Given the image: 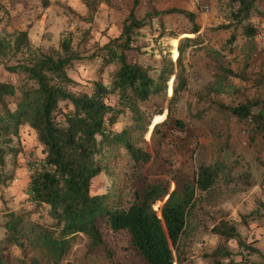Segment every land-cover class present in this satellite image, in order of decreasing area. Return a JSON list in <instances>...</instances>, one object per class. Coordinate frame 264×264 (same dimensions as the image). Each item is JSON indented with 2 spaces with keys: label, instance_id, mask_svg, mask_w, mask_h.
Listing matches in <instances>:
<instances>
[{
  "label": "rangeland",
  "instance_id": "374dc122",
  "mask_svg": "<svg viewBox=\"0 0 264 264\" xmlns=\"http://www.w3.org/2000/svg\"><path fill=\"white\" fill-rule=\"evenodd\" d=\"M98 8L91 22L85 19V0H0V34L15 30H27L32 47L46 50L59 47L60 40L72 34L74 47L82 58L69 68L70 76L76 82L73 91L91 92L98 79L109 85L110 72L115 64H104L103 46L116 38L122 20L132 6L133 0H96ZM47 2V5H46ZM207 9L195 0H139L136 15L141 18L147 12L179 7L193 11L199 31L189 33L192 24L181 14H159L141 28L136 45L140 50L126 51L130 62H139L155 69L159 68L163 57L175 63L178 45L183 44L182 65L187 75V85L175 102H170L173 79L167 84V94L153 95L142 103L149 111L163 108L162 114L153 116L151 124L136 144L151 153L152 160L146 164L135 163L121 148L109 160L107 171L101 172L91 183V193L100 194L114 191L127 205L134 191L147 184L169 181L170 190L175 185L174 176L192 177L193 170L200 164H211L221 160L225 169L207 191L196 190V200L188 217L187 227L181 239L183 264H214L210 256L223 239L211 232V227L221 219L236 225L242 240L257 247L264 255V138L255 137L250 142L252 131L235 116L226 119L216 111L215 102L236 105L256 94L264 97V1L259 3L260 14H253L250 20L258 25L260 32L248 39L240 25L219 28L229 24V0H200ZM172 32L178 34L172 37ZM235 40L229 42L231 33ZM185 38H190L186 41ZM9 56L5 57L7 60ZM232 69L237 76L220 78V67ZM156 71V70H155ZM157 72V71H156ZM17 84L19 77L0 65V82ZM221 89V90H219ZM116 97L111 95L113 104ZM9 105L14 108V101ZM169 118L160 125L159 133L152 134L153 126ZM184 123V128L176 127L173 120ZM131 124V113L120 116L113 129L120 131ZM163 133V134H161ZM16 156H5V174H12L7 183H0V222L8 210L33 208L28 198L27 176L31 169L39 165L45 154L37 140L34 129L24 124L20 127ZM31 166V167H30ZM1 173V171H0ZM162 201H156L153 208L158 211ZM243 223L242 216L252 211ZM39 213H35L38 217ZM40 218L45 217V210ZM0 223V239L4 235ZM103 243L89 247L88 237L82 233L71 239V247L60 264H146L132 248L130 235L126 230L112 231L106 225L101 227ZM233 252L231 259L239 263L264 264L258 253L249 254L238 246L235 239L226 241ZM8 254L5 264H30L37 251L4 249ZM244 256V257H243ZM46 263V257L42 256ZM23 258V260H21ZM245 258V259H244ZM221 264H230L226 257H219ZM246 260V261H245ZM236 262V261H235Z\"/></svg>",
  "mask_w": 264,
  "mask_h": 264
},
{
  "label": "trees",
  "instance_id": "16d2710c",
  "mask_svg": "<svg viewBox=\"0 0 264 264\" xmlns=\"http://www.w3.org/2000/svg\"><path fill=\"white\" fill-rule=\"evenodd\" d=\"M263 1L229 0V24L218 27L240 25L243 34L253 39L260 28L250 17L261 13L258 5ZM85 4V19L91 22L98 2L85 0ZM138 5L139 0H133L122 20L119 35L102 47L105 51L102 54L103 63L115 64L110 72L109 85L98 79L91 92L71 89L76 82L68 70L82 58L74 47L72 34L64 36L59 47L46 50L32 47L27 30H15L4 36L0 34V65L19 77L17 84L0 82V174L3 175L5 156L8 153L16 156L21 151L16 146L18 139L14 138H18L20 127L24 124L35 130L45 154L39 167L32 168L29 174L27 192L33 208L8 210L4 214L5 219L0 222L5 230L0 239V264L8 260L4 249L12 248L37 251L39 254L32 256L30 264H60L69 252L71 239L78 233L88 237L91 248L102 244V225L112 231L126 230L132 248L146 264H183L180 243L195 205L196 190H209L225 169L224 162L216 160L211 164H200L193 170L191 178L176 174L173 190H170L169 181L149 183L135 190L133 199L127 205L112 189L100 194L91 193L92 180L107 171L116 149H124L138 164L152 160L151 153L136 144V137L147 132L153 116L162 114L163 108L149 111L141 104L153 95H166L171 78L173 89L170 102L178 100L187 85L188 78L181 61L184 51L182 42L177 48L176 62L163 57L157 69L128 61L126 51L140 50L136 42L141 28L152 17L181 14L192 24L188 32L196 34L199 31L196 14L171 7L147 12L139 18L136 15ZM171 35L178 37L176 32ZM185 40L190 41V38ZM234 40L232 32L228 41L232 43ZM7 55L9 58L5 60ZM220 70L222 79L238 75L224 66ZM111 95L116 97L113 104L109 101ZM9 98L13 99L14 108L9 105ZM215 108L226 119L235 116L249 127L252 131L251 143L257 136L264 138L262 95L256 94L236 105L216 101ZM127 110L131 113V124L120 131L114 130L113 125ZM168 118L169 112L165 120L153 126L152 134L159 133L160 125ZM173 123L180 129L185 126L177 118ZM259 161L264 166V162ZM11 178L12 174H5L0 183H7ZM156 201H162L158 211L153 208ZM44 207L46 215L40 218ZM36 212L40 216L35 217ZM255 213L256 210L243 215V223ZM211 232L223 239L210 254L214 264H221L219 257H226L230 264H236L231 259L233 252L226 243L231 239H235L238 246L249 254L261 255L264 262V255L257 247L242 240L233 222L221 219L211 227ZM41 255L46 257V263L42 262Z\"/></svg>",
  "mask_w": 264,
  "mask_h": 264
},
{
  "label": "built area",
  "instance_id": "2783aa9c",
  "mask_svg": "<svg viewBox=\"0 0 264 264\" xmlns=\"http://www.w3.org/2000/svg\"><path fill=\"white\" fill-rule=\"evenodd\" d=\"M195 3L201 5L203 7V9H207V7H208L207 4H202L200 2V0H195ZM38 167H39V165L36 164L33 168H38Z\"/></svg>",
  "mask_w": 264,
  "mask_h": 264
},
{
  "label": "crops",
  "instance_id": "0c3cea01",
  "mask_svg": "<svg viewBox=\"0 0 264 264\" xmlns=\"http://www.w3.org/2000/svg\"><path fill=\"white\" fill-rule=\"evenodd\" d=\"M28 182H29V176H27L26 184H28ZM44 210H46L45 207H44ZM218 236H219V235H218ZM260 252H261V251H260ZM235 261H236V264H249V263H242V262L239 263V262H240L239 260H238L239 262H238L237 260H235ZM250 264H253V263H250ZM254 264H256V263H254Z\"/></svg>",
  "mask_w": 264,
  "mask_h": 264
},
{
  "label": "water",
  "instance_id": "95a60500",
  "mask_svg": "<svg viewBox=\"0 0 264 264\" xmlns=\"http://www.w3.org/2000/svg\"><path fill=\"white\" fill-rule=\"evenodd\" d=\"M166 198H168V196Z\"/></svg>",
  "mask_w": 264,
  "mask_h": 264
}]
</instances>
